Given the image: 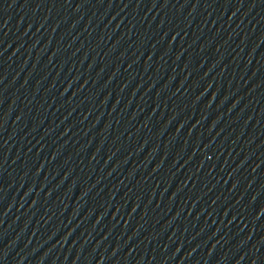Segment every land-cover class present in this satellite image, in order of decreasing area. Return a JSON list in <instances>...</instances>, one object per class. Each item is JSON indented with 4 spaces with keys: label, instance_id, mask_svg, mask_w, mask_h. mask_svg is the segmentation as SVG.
Listing matches in <instances>:
<instances>
[{
    "label": "water",
    "instance_id": "1",
    "mask_svg": "<svg viewBox=\"0 0 264 264\" xmlns=\"http://www.w3.org/2000/svg\"><path fill=\"white\" fill-rule=\"evenodd\" d=\"M0 264H264V0H0Z\"/></svg>",
    "mask_w": 264,
    "mask_h": 264
}]
</instances>
